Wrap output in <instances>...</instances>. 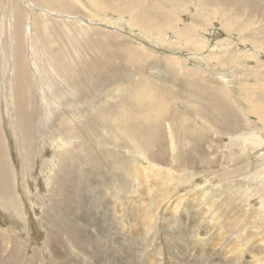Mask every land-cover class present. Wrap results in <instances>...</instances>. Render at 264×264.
Here are the masks:
<instances>
[{"label": "rangeland", "instance_id": "374dc122", "mask_svg": "<svg viewBox=\"0 0 264 264\" xmlns=\"http://www.w3.org/2000/svg\"><path fill=\"white\" fill-rule=\"evenodd\" d=\"M71 1L0 0V229L25 244L27 257L38 249L40 264H264V54L240 42L219 17L208 27L196 22L212 12L206 0H140L126 13L117 12L119 0H105L116 4L111 11ZM156 11L176 13L179 28L198 23L202 50L191 54L171 32L146 34L131 25L139 12L153 20ZM241 12L233 20L256 21L245 29L259 35L261 16ZM173 42L178 47L168 46ZM212 53L224 65L210 61ZM166 60L201 69L210 89L191 93L197 104H184L186 77L172 75ZM138 77L173 100L161 133L164 162L124 137L127 112L143 115L126 94ZM241 82L254 91L251 98ZM197 107L205 109L204 119ZM157 114L137 115L138 123L151 127ZM62 154L71 161L59 174ZM97 156L102 171L94 166ZM68 172L72 179L60 181ZM66 185L77 186L67 215L83 235L81 241L59 236L53 253L43 244L54 230L47 207Z\"/></svg>", "mask_w": 264, "mask_h": 264}, {"label": "bare ground", "instance_id": "6f19581e", "mask_svg": "<svg viewBox=\"0 0 264 264\" xmlns=\"http://www.w3.org/2000/svg\"><path fill=\"white\" fill-rule=\"evenodd\" d=\"M70 1L71 0H57V3H59L60 5L72 4L71 3L72 1L71 2ZM75 1L79 2L80 0H75ZM119 1L122 3L120 4L121 6L117 9V12L126 13V12H129L130 9L140 6V4H138L140 2V0H119ZM256 1H259V0H206V2L203 3V5L206 8H208L207 9L208 11H212V12H201L200 16H199V21H196V22L200 23V20H203L205 25L207 26L211 20L215 19L216 17L217 18L219 17L220 22L223 26L228 27L231 32L236 31L238 33V39L240 42L246 41V43L247 42L252 43V46H253L252 49H254V52L256 51L258 53L261 52L264 54V23L259 24V27L261 29L260 31H259V29H256V27H255V30H257V32L259 31V35L256 33V31H254L255 32L254 34H252V33L248 34L249 32H248V30L245 29L247 27L245 25L247 24L248 27L251 26L250 24L255 26L256 21L255 22H252V21L247 22L246 19H242V20L236 19L237 21H234L233 18L231 17V15H233L234 17L240 16V14L243 13V12H241L242 9H246L247 11H250L253 14H255L257 17H258V15H260L262 20H264V5L262 6V3H264V0L261 3L262 7H257ZM88 2L91 3L94 7H96L99 11H102L104 9H108L111 11V10H114V8L116 6V4H107L105 2V0H88ZM114 2H116V0H114ZM244 3H245V5H243ZM231 11H233V12H231ZM117 12L114 11V13H117ZM177 12H179V10ZM138 14H139V16H136L133 18L131 25L137 27L138 29L145 31L146 34H148L152 30L157 31L159 33V35H163V36H165L167 32H171L176 36V38H178L182 42V44L179 45V47H181V49H183V47H184L185 48L184 50L189 51L191 54L193 52L195 54L198 51L202 50L201 48L203 47V43L199 42L197 39V36H196L197 27H198V29L200 28L198 26L199 25L198 23H196L197 25L192 24V27H190V28H179L177 26V24L175 26H173V24L175 23V16L177 15L174 12H167L164 15H162L161 13L160 14L158 13L153 18V20L150 17L149 12H139ZM141 14H143L141 16V19H144V20L138 21L137 18L140 17ZM152 14H154V12ZM17 15L19 16V18H21L20 12H17ZM256 18L254 20H256ZM191 20H192V22H195V20L193 18H191ZM33 21H34L33 33H34L36 31V23L38 20L36 18ZM240 21H246V22L240 23ZM259 22H261V21H259ZM21 23H22V21H21ZM18 25H19V21L17 22V26ZM205 25H203V26H205ZM244 30H246L247 32H243ZM28 31H30V33L33 34L31 28H29ZM174 43L175 42L171 43V45L168 44V46L169 47L173 46V45H175ZM175 47H178V46L175 45ZM132 50H134V49H132ZM248 53L249 52H247V54ZM261 53H259V54H261ZM4 54L6 55V53H4ZM126 54L127 53H125V55ZM139 55H142V54L140 53ZM251 55H252V53H251ZM223 59L218 58L216 56V54L212 53V57L210 58V61L215 63L217 66H221V65H224L225 60H223ZM257 59H258V57H257ZM170 60H172V59H170ZM170 60H166V61H168L166 64L168 66L167 69L170 72H172L171 74L175 75V74H179V73L181 74L182 73L181 75H184L186 77V81H184L185 83H183V86H182V87H184L185 85L187 86L186 91L188 94L186 97L183 98V102L185 105H187V103L190 102V99L192 98V94H191L192 92L199 93L202 95V93L206 94L209 91V89H210L209 85L202 82L199 78L202 75V73L200 72L201 71L200 68L199 69L194 68L193 70L182 69V68H180L179 65H177L178 60L175 62L170 61ZM11 61H12V59L9 62H11ZM251 62L254 63V61H251ZM258 63H260V62H258ZM115 64L116 63H114V65ZM21 65H23V64H21ZM133 66H134V64H133ZM260 66H262V65H260ZM122 67H123V65H122ZM20 68L21 67H19V69ZM256 68L258 69L260 67L257 66ZM18 71H20V70H18ZM258 73H256V74L258 75ZM260 75H261V77H263L264 73L262 72V73H260ZM260 75H259V77H260ZM254 77H256L255 74H254ZM248 78H249V76H248ZM248 78H246V79H248ZM244 79H245V77H244ZM137 80L138 81L135 82V85L130 89V91L126 92V94H127V96H130V95H132L133 97L135 96L134 100H136L135 101L136 103L134 101H132V102H134L136 104V106L138 104L137 108H142L143 115H141L140 112L138 114H134V115L132 112H130V113H129V111L127 112L128 116L125 120L124 127H122V130H125V133L127 131L128 134L126 133L124 135V137H127L133 143V148H136L137 150H141L143 152H145V151L148 152L149 149H151V150L154 149L153 154H152V160L157 161V162H160L161 160H163V162H164L165 161L164 158L166 157L165 156L166 153H164V151L162 150L163 145H162V134L161 133H162V130L164 129L163 128V121L168 117L167 113L169 112L168 107H167V102H169V104H170L171 102H173V100H172L171 96H168L166 93H163V91L160 88L156 89L154 91V88H156V87L152 88L151 86H153V85L146 83V82H152V81H149L146 79H141V77H138ZM260 81H261V79H260ZM262 81H264V80H262ZM241 83H242V86L245 85L244 91L247 94L254 92V91L253 92L251 91L248 93V91H249L248 83H244V84H243V82H241ZM262 83L260 82L261 85H262ZM257 84L259 85V83H257ZM261 88H260V92H263L262 90H264V88H262V89ZM238 89H240V88L238 87ZM254 89H255V87H254ZM257 89L258 88H256V91H257ZM196 91H203V92H196ZM245 92L243 94H245ZM122 95H124V94H122ZM239 95L241 96V94H239ZM245 96H246V94H245ZM248 96H249V98H251L252 94L251 95L249 94ZM257 97H259V96H257ZM246 98L248 99V97H245V100H246ZM243 100H244V98H243ZM252 100H253V98H252ZM126 102L127 101H125V103ZM241 102H243V101H241ZM249 102H251V101L249 100ZM129 103L130 102H127L125 106L128 107ZM190 103L194 104L192 102H190ZM257 103H259V101L256 102V104ZM256 104H253V106H251V109H252L251 111H253L254 113H257L259 111V108L262 106L261 105L262 103L260 102V107L256 108L257 107ZM124 108L126 109V107H124ZM129 109L132 110V108H129ZM135 111H137V110H135ZM146 112H158V114L156 115V118H154L152 122L148 118V120L152 123L151 127H147L145 125H140L138 123V121H140V118H138L137 115L138 116H140V115L144 116V114ZM196 112L198 114L197 115L198 118L204 119V117H205V109L204 108L197 107ZM124 113L126 115V112H124ZM188 124H189V126L191 125L190 122ZM187 126L188 125H186V127ZM170 128L171 129H174V128L177 129L173 125ZM184 129H185V127L182 128V130H184ZM178 132H180V131H178ZM178 132H177V134H178ZM183 132H185V131H183ZM129 134H131V135H129ZM169 135H170V137L172 136L171 133ZM173 136H174V133H173ZM187 154L188 153L186 152V155ZM184 157L185 156L180 152L179 155L177 156V159H183ZM68 159H69V157L62 154V156L59 160L58 168H57V171L59 174H62L64 172L65 168L68 169L67 163L71 161ZM92 159L95 160V164H94L95 168L99 171H102L101 166H99L100 161H101L99 156L93 157ZM108 161H110V160H108ZM107 169H109V168H106V170ZM129 172H130V170H129ZM85 177H92L91 172H86ZM102 178H105L104 174L102 175ZM69 179H72L70 172L66 173L65 175H62V177L60 178V181L64 180L65 182H67ZM100 179L101 178H99V180ZM109 181H110V179L108 178V182ZM97 183L99 185H102V182H97ZM103 184L105 185L106 183L103 182ZM76 187H77L76 185H66L64 190L62 189V191H60V193L58 194V197H60V198L59 199L57 198L58 200L54 199V202H52V201L49 202L50 205H49V207H47L48 208L47 216L50 218V223L52 224L54 230L48 232L47 239L43 244H44L45 248H49L51 250V252H53V253L56 252V244L58 242L59 236H66L69 239V241H75V240L81 241V239H82L79 236V234L82 232L80 230H77L79 234H75L76 230L74 229L75 226L73 225L74 221L71 220V218L67 215V212L69 211L68 207L70 206L69 205L70 199L72 198V194H70V192L71 191L73 192V189H75ZM101 189H103V188H101ZM97 190L101 191L100 189H97ZM100 198H102V197H100ZM74 211H76V210H74ZM67 230H69V231L66 232ZM80 235L82 236L83 234H80ZM67 238H66V240H67ZM52 256L56 257L57 255L52 254ZM40 263H41V255H40V251L38 249H34L33 253L29 257H27L25 244L21 240H19L17 238V236L12 234L9 230L0 229V264H40Z\"/></svg>", "mask_w": 264, "mask_h": 264}, {"label": "crops", "instance_id": "0c3cea01", "mask_svg": "<svg viewBox=\"0 0 264 264\" xmlns=\"http://www.w3.org/2000/svg\"><path fill=\"white\" fill-rule=\"evenodd\" d=\"M209 85V84H208ZM214 89L215 88H213V92H214ZM198 101V96H194V97H192L191 99H190V102H192V103H198L197 102ZM233 124H236L235 122H232L231 123V125H233ZM230 125V126H231ZM234 129V128H233ZM214 132H212L211 134H210V138L209 139H212V141L214 140ZM244 153V152H243ZM240 156V154H237V153H235V152H233V154L230 156V159H232V160H236L238 157ZM188 159H190V160H192V159H194V156L192 155V157H187ZM186 159V158H185ZM241 174H242V169L238 172V176H241Z\"/></svg>", "mask_w": 264, "mask_h": 264}]
</instances>
